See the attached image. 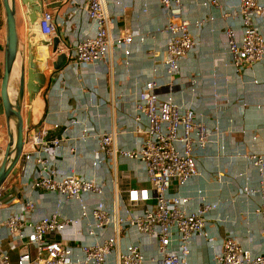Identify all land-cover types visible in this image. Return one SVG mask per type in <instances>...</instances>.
<instances>
[{
    "label": "built area",
    "instance_id": "1",
    "mask_svg": "<svg viewBox=\"0 0 264 264\" xmlns=\"http://www.w3.org/2000/svg\"><path fill=\"white\" fill-rule=\"evenodd\" d=\"M157 2L167 16L162 61L171 87L180 61L194 49L195 42L185 21L182 0ZM218 3L219 0H201L204 7H217ZM80 4L86 19L94 25V33L65 46L61 52L65 54L66 67L78 71L81 67L104 63L111 53L128 57L130 45L139 34L132 31L112 35V21L104 0H82ZM222 16H236L240 20L238 30L230 26L223 30L227 55L234 69L240 71L264 60V35L255 26V20L264 18V5L257 0H239L236 11ZM205 21H196L194 26ZM25 27H29L28 18ZM37 28L48 41L61 38L48 12L43 11L37 18ZM156 87L154 81H148L136 94L131 129L139 139L131 149L118 145L119 136L125 134L119 128L96 132L88 125H79L78 134L67 139L48 136L50 128H58L57 124L35 126L23 119L22 152L10 174L13 179L8 188L3 185L0 190V231L4 229L6 233L0 237V264H11L10 251L16 249L17 264H105L112 254L116 264H145L140 242L127 243L120 249L122 235L130 230L155 247L156 256L151 258L154 264H190L191 244L194 240L207 239L206 215L216 205L198 195L197 208L190 211L187 208L190 199L182 196L179 189L199 176L196 151L213 143L217 130L211 131L197 122L189 107L159 96ZM4 140L6 137L1 135L0 161ZM89 140L95 143L88 159L90 168L104 167L116 184L119 159L137 161L148 187L128 188L126 201L114 194L109 205L105 181L85 176L73 167L62 171L58 165L60 151L75 157L77 144ZM243 158L251 161L258 183L256 188L244 185L240 193L246 198L259 197L255 213L263 220L264 236V156L251 153ZM48 194L55 196V209L37 217ZM74 207L76 216L71 215ZM64 209H68V215L63 213ZM50 235L59 238L50 240ZM4 239L7 249L1 246ZM70 245L78 248L80 259ZM211 248L213 264H264V243L258 253H252L227 236L220 245Z\"/></svg>",
    "mask_w": 264,
    "mask_h": 264
},
{
    "label": "crops",
    "instance_id": "2",
    "mask_svg": "<svg viewBox=\"0 0 264 264\" xmlns=\"http://www.w3.org/2000/svg\"><path fill=\"white\" fill-rule=\"evenodd\" d=\"M81 1L34 2L40 7L37 18L43 11L51 14L53 24L64 42L59 45L60 52L83 35L92 36L94 33V25L86 19ZM257 1L264 5V0ZM104 3L112 21V35L132 31L139 34L130 45V55L124 57L120 53H111L106 62L81 67L78 71L67 68L66 61L59 71H54L52 63L56 61V55L52 54L50 46L41 45V41L48 40L39 33L41 39L33 35L30 23L29 27H25L29 10L20 0H16L17 33L18 12L21 14L24 33L23 38L20 32L18 34L21 56H18L16 77L19 78L22 62L27 80L29 56L34 72L41 75L39 91L33 96L42 103L40 116L35 123L31 118L33 124L30 123L28 110L31 101L25 89L22 109L26 113L22 115L23 119L35 126L57 124L58 128H50L48 136H65L67 139L78 134L79 125H88L96 132L119 128L125 134L119 136L118 145L131 149L139 139L131 129L134 99L146 82L154 81L159 96L169 97L179 105L189 107L197 122L205 124L211 131L217 130L213 143L196 151L199 176L179 189L182 196L190 199L187 207L190 211L197 208L198 195L216 205L206 215L205 233L210 240L193 241L189 263L213 264L211 246L220 245L227 236L235 239L244 249L258 253L264 243L261 233L263 220L255 213L260 199L257 195L246 198L240 193V188L244 185L256 188L258 183V175L251 161L243 157L251 153L264 156V60L236 71L227 55L223 30L227 26L238 30L240 20L236 16L223 18L222 15L236 11L239 0H219L217 7H204L201 0H182L185 21L195 47L180 61L171 87L168 86V75L162 61L163 45L167 38L163 28L167 16L157 0H104ZM210 17L212 20L208 21ZM202 19L206 20L202 25L194 26L196 21ZM255 26L264 35V18L255 20ZM4 44L5 23L0 0V81ZM41 46L47 53V74L40 73L36 67V56ZM75 119L78 123L72 124ZM6 125L0 101V136L6 137L7 144ZM94 144L91 140L85 144L78 143L75 157L60 151L58 165L61 170L67 172L68 168L73 167L85 176L105 181L108 190L105 198L109 205L114 201V194L126 201L128 188L148 187L137 161L119 159L116 184L113 183L112 174L104 167L98 170L90 168L88 159ZM12 179L10 175L5 181V189ZM45 197L37 217L50 214L55 209V196L48 194ZM63 213L68 215V209H64ZM71 215H77L75 207ZM5 235V230L1 229L0 237ZM58 238L57 235L48 237L50 240ZM138 242L142 245L145 264H154L151 258L156 256L155 247L147 245L145 239H141L134 230L122 235L120 249L127 243ZM1 246L7 249L6 239ZM70 246L80 259L78 248ZM10 256L11 264H17L18 250L10 251ZM105 264H116L115 256L112 254Z\"/></svg>",
    "mask_w": 264,
    "mask_h": 264
},
{
    "label": "water",
    "instance_id": "3",
    "mask_svg": "<svg viewBox=\"0 0 264 264\" xmlns=\"http://www.w3.org/2000/svg\"><path fill=\"white\" fill-rule=\"evenodd\" d=\"M21 4L28 7V19L34 25L40 7L34 2L36 0H20ZM5 23V44L2 63V74L0 81V101L6 121L7 144L0 161V190L16 166L23 148V117L22 103L26 89L31 101L34 94L39 91L41 79L39 74L34 72V65L30 56L28 57L27 80L25 81V67L21 62L19 67V78L17 91L11 97L10 82L14 64L21 56L19 38L16 24V0H1ZM64 44L61 38L54 37L51 41H41V45L50 46L52 54L56 55V61L52 63L54 71H59L66 62L65 54L60 52L59 45Z\"/></svg>",
    "mask_w": 264,
    "mask_h": 264
},
{
    "label": "rangeland",
    "instance_id": "4",
    "mask_svg": "<svg viewBox=\"0 0 264 264\" xmlns=\"http://www.w3.org/2000/svg\"><path fill=\"white\" fill-rule=\"evenodd\" d=\"M37 23V22H36ZM36 23L34 25L31 26V31L33 33V35H35L37 38H39V34L38 32H36V29H35V26H36ZM22 18H21V14L18 12V27H19V31H18V34L20 32V35H22V38H23V27H22ZM41 39V37H40ZM38 55L36 56V67L38 69V71L42 74L46 73V70H47V64H46V58H47V53L45 52V48L43 46L39 47L38 48ZM16 65V67H15ZM19 63H18V60H17V64L15 63L14 64V68L16 69L15 71L12 72V80H11V96L13 97V91L16 92V88H17V70H18V66ZM47 74V73H46ZM18 77H19V73H18ZM41 77V75H40ZM14 86V88L12 87ZM42 103L40 100H38L36 97H34L30 104H29V110H28V114H29V118L34 121L33 123H35V121H37L38 117L40 116V113H41V106ZM25 113H26V110L25 109H22V115L25 116Z\"/></svg>",
    "mask_w": 264,
    "mask_h": 264
},
{
    "label": "bare ground",
    "instance_id": "5",
    "mask_svg": "<svg viewBox=\"0 0 264 264\" xmlns=\"http://www.w3.org/2000/svg\"><path fill=\"white\" fill-rule=\"evenodd\" d=\"M38 2H39V1H38ZM27 13H28V12H27ZM36 22H37V19H36ZM36 22H35V23H36ZM35 29H36V32H38L37 23H36ZM16 64H17V62H16ZM15 67H16V65H15ZM17 67H18V66H17ZM15 70H16V69L13 67V71H15ZM29 120H30V123L33 124L30 118H29ZM2 144H3V148H4V150H5V147H6V142H5V140H4V143H2Z\"/></svg>",
    "mask_w": 264,
    "mask_h": 264
}]
</instances>
